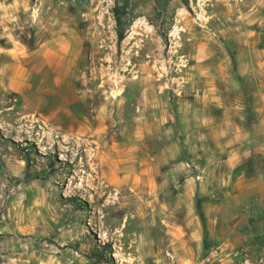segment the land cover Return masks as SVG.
<instances>
[{
	"label": "rangeland",
	"instance_id": "obj_1",
	"mask_svg": "<svg viewBox=\"0 0 264 264\" xmlns=\"http://www.w3.org/2000/svg\"><path fill=\"white\" fill-rule=\"evenodd\" d=\"M0 264H264V0H0Z\"/></svg>",
	"mask_w": 264,
	"mask_h": 264
},
{
	"label": "trees",
	"instance_id": "obj_2",
	"mask_svg": "<svg viewBox=\"0 0 264 264\" xmlns=\"http://www.w3.org/2000/svg\"><path fill=\"white\" fill-rule=\"evenodd\" d=\"M112 12L115 20L114 29L116 32V40H117V44L119 45L126 35V30L129 24L131 23V19L130 18L125 19L124 15L126 12L122 10L121 5L118 2H116L112 7ZM69 200L75 202L77 206L83 207L81 201H77L76 197H71V199ZM109 247L110 245L106 244L103 246L101 250H95L92 254L89 255V257L101 258L103 257L102 253H104L107 249H109Z\"/></svg>",
	"mask_w": 264,
	"mask_h": 264
},
{
	"label": "crops",
	"instance_id": "obj_3",
	"mask_svg": "<svg viewBox=\"0 0 264 264\" xmlns=\"http://www.w3.org/2000/svg\"><path fill=\"white\" fill-rule=\"evenodd\" d=\"M232 101H235V102H233L234 103L233 105L231 103ZM223 104H225L226 106H228V108L229 107L232 108V106H236L237 108H240V105L237 103L236 98L232 99V98L226 97V98H224ZM226 111H227V108L223 112L226 113V114H228L229 111L228 112H226ZM222 119H226V116L223 117ZM222 135L225 137L228 134H222ZM233 149H234V147L230 148V150H231L230 152H232ZM256 178L257 177H255V176H253V177H246L245 175L240 174L238 176V178H237L238 180H237L236 183H237V185L240 186V191H242V192L245 191L246 192V191H249V189H252L254 186L257 185Z\"/></svg>",
	"mask_w": 264,
	"mask_h": 264
}]
</instances>
